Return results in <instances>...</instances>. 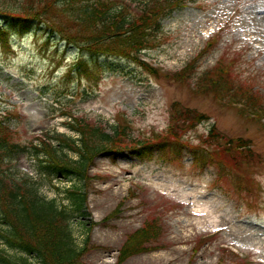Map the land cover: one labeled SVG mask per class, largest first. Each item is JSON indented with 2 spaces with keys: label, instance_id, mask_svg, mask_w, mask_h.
<instances>
[{
  "label": "rangeland",
  "instance_id": "obj_1",
  "mask_svg": "<svg viewBox=\"0 0 264 264\" xmlns=\"http://www.w3.org/2000/svg\"><path fill=\"white\" fill-rule=\"evenodd\" d=\"M111 1L137 15L144 0ZM184 3L162 20L152 33L154 46L141 54L155 74L131 59L84 51L45 23L23 29L0 21V117L16 141L38 142L53 131L74 136L66 125L71 114L109 132L127 126L136 138H156L142 156L129 150L115 159L98 155L89 179L76 181L88 195V213L73 219L76 245L83 248L75 264H119L127 237L154 218L159 239L121 264H264V115L246 108L242 95L253 91L264 113V0ZM80 60L91 73L77 67ZM221 65L235 86L223 80L215 91L202 78ZM176 103L210 118L191 130L182 125V143L171 147L164 140ZM213 125L248 140L252 151L244 149L238 163L231 156V167L225 166L227 159H217L226 158L225 140L207 139ZM207 144L216 154L200 166L201 151L194 148L207 150ZM9 164L32 176L48 198L64 201L55 188L75 184L40 175L27 153Z\"/></svg>",
  "mask_w": 264,
  "mask_h": 264
},
{
  "label": "trees",
  "instance_id": "obj_2",
  "mask_svg": "<svg viewBox=\"0 0 264 264\" xmlns=\"http://www.w3.org/2000/svg\"><path fill=\"white\" fill-rule=\"evenodd\" d=\"M183 2L144 0L140 3L139 15L127 13L124 7L113 5L111 0H28L17 6L0 2V21H5L4 27L23 29H29L36 22L45 23L48 29L84 51L95 56L131 59L155 74L157 70L142 60L141 54L154 46L152 33L161 30L162 20L169 13L183 8ZM77 67H82L85 74L91 73L84 60H80ZM225 72L229 71L221 65L218 70L207 71L202 80H211L210 88L215 91L225 85L223 80L227 84L232 82L234 87L233 77L230 73L223 75ZM187 76L182 74L184 79ZM243 91L246 89L242 90L246 105L258 106L260 97L253 91ZM175 105L178 109L174 125L167 129L164 140L171 147L174 143H182L179 133L182 125L191 130L210 118L179 103ZM69 119L66 125L74 136L53 131L51 135L38 137V142L32 140L23 144L16 141L15 132L6 118L0 117V264H75L79 261L83 248L76 245L72 224L75 217L87 215L88 195L76 181L89 179L98 155L115 159L129 150L142 156L156 140L154 135L136 138L129 134L127 126H111L109 132L105 125L92 123L85 116L71 114ZM170 137H173L172 144L169 143ZM207 139L211 143L225 140L223 153L226 158L217 159L221 163L227 159L225 166L228 167H231V156L238 163L240 155L245 156L244 149L252 151L248 140L227 137L215 125L209 130ZM207 145V150L200 146L194 148L201 151V161H197L200 166H205L206 158L216 154L209 150L210 144ZM23 153L35 160V169L40 175L59 181H75L68 188H55L58 194L64 195V201L46 197L32 176L11 168L9 163ZM160 235L161 226L157 219L145 222L127 237L120 250L119 264L133 255L151 250L152 241L158 240Z\"/></svg>",
  "mask_w": 264,
  "mask_h": 264
},
{
  "label": "bare ground",
  "instance_id": "obj_3",
  "mask_svg": "<svg viewBox=\"0 0 264 264\" xmlns=\"http://www.w3.org/2000/svg\"><path fill=\"white\" fill-rule=\"evenodd\" d=\"M219 209V208H218Z\"/></svg>",
  "mask_w": 264,
  "mask_h": 264
}]
</instances>
